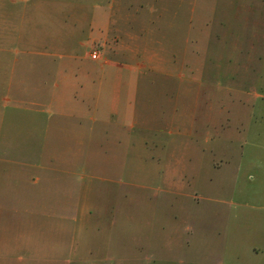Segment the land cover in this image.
I'll list each match as a JSON object with an SVG mask.
<instances>
[{"label": "rangeland", "instance_id": "rangeland-1", "mask_svg": "<svg viewBox=\"0 0 264 264\" xmlns=\"http://www.w3.org/2000/svg\"><path fill=\"white\" fill-rule=\"evenodd\" d=\"M57 2L56 20L30 13L28 42L0 30V234L34 235L0 247L60 264H264V0H125L96 35L76 27L109 0ZM75 56L107 76L93 91L115 112L82 143Z\"/></svg>", "mask_w": 264, "mask_h": 264}, {"label": "crops", "instance_id": "crops-1", "mask_svg": "<svg viewBox=\"0 0 264 264\" xmlns=\"http://www.w3.org/2000/svg\"><path fill=\"white\" fill-rule=\"evenodd\" d=\"M30 1H35L30 4ZM47 0H0V30L10 31V32H20L23 37V33L26 32L27 42L28 33H29V15L38 10L39 13L44 16H52L56 20L57 12L56 7L52 5H58L57 0H52L51 4H46ZM109 3L101 6L95 5L97 7L95 13H93L90 18H88L87 24L85 26H78L77 30L83 31L86 27V31L89 34L96 35L99 32H108L112 25H110V17L123 13L125 9V0H109ZM141 1V0H140ZM60 9H58L59 11ZM60 12V11H59ZM59 15V13H58ZM60 15L58 16L59 19ZM55 23L53 20H51ZM50 22V21H49ZM47 22V23H49ZM50 23L46 30L49 31H59L55 29V25ZM46 23V24H47ZM53 25V29L52 26ZM91 34V35H92ZM20 38V37H19ZM2 40V39H1ZM3 43V42H1ZM73 63L71 72L68 76L72 86L69 88L70 97L72 100L71 106L69 107V112L74 117L75 122L71 123L69 126V138L74 142L82 143L87 141V137H92L93 132V123L97 122L96 117L99 121L108 122L110 117L115 112H112L103 104L102 96H99L102 93V90L93 91L94 89V80L98 79L100 81L106 80L107 76L100 74L99 77H96L92 72L89 66H86V58L83 56H75L70 58ZM1 63V62H0ZM44 73H51L46 72ZM52 74V73H51ZM96 77V78H94ZM46 75L42 77L45 79ZM0 88V95L2 91L9 92L11 90V83H8L6 86L3 84ZM8 89V90H7ZM97 96V99H96ZM90 121L87 124L86 121ZM119 122V121H118ZM124 123V120L122 121ZM119 125V123H117ZM64 129L61 127L60 130ZM46 133V132H45ZM33 234H24V233H2L0 234V241L6 240H22L27 242L32 240ZM44 238V237H43ZM28 245V244H27ZM29 246V245H28ZM37 246V245H35ZM253 251H258L259 249H264V245L252 248ZM60 251L45 249V248H36V247H0V264H60Z\"/></svg>", "mask_w": 264, "mask_h": 264}, {"label": "built area", "instance_id": "built-area-1", "mask_svg": "<svg viewBox=\"0 0 264 264\" xmlns=\"http://www.w3.org/2000/svg\"><path fill=\"white\" fill-rule=\"evenodd\" d=\"M91 57L94 58V59L98 58L99 57V52L93 50L92 53H91Z\"/></svg>", "mask_w": 264, "mask_h": 264}]
</instances>
